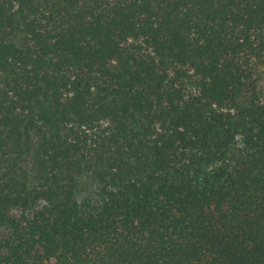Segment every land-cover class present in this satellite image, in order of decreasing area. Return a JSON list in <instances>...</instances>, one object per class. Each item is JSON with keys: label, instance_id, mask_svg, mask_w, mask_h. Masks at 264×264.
Returning a JSON list of instances; mask_svg holds the SVG:
<instances>
[{"label": "trees", "instance_id": "1", "mask_svg": "<svg viewBox=\"0 0 264 264\" xmlns=\"http://www.w3.org/2000/svg\"><path fill=\"white\" fill-rule=\"evenodd\" d=\"M0 264H264V0H0Z\"/></svg>", "mask_w": 264, "mask_h": 264}, {"label": "rangeland", "instance_id": "2", "mask_svg": "<svg viewBox=\"0 0 264 264\" xmlns=\"http://www.w3.org/2000/svg\"><path fill=\"white\" fill-rule=\"evenodd\" d=\"M98 199L96 182L90 174H83L80 177L78 185V200L81 201V203L88 202L90 206H94L97 204Z\"/></svg>", "mask_w": 264, "mask_h": 264}]
</instances>
